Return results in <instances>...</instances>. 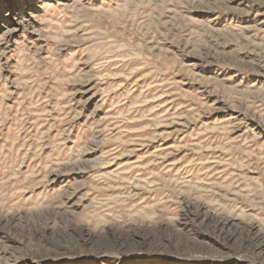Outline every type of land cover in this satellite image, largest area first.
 Masks as SVG:
<instances>
[{
  "label": "rangeland",
  "instance_id": "rangeland-1",
  "mask_svg": "<svg viewBox=\"0 0 264 264\" xmlns=\"http://www.w3.org/2000/svg\"><path fill=\"white\" fill-rule=\"evenodd\" d=\"M0 264H264V0H0Z\"/></svg>",
  "mask_w": 264,
  "mask_h": 264
}]
</instances>
